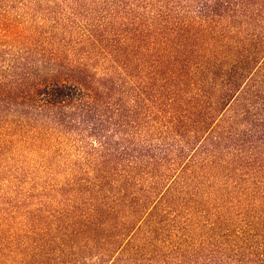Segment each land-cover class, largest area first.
<instances>
[{
	"label": "trees",
	"instance_id": "trees-1",
	"mask_svg": "<svg viewBox=\"0 0 264 264\" xmlns=\"http://www.w3.org/2000/svg\"><path fill=\"white\" fill-rule=\"evenodd\" d=\"M20 2L0 132L49 175L0 264H264V0Z\"/></svg>",
	"mask_w": 264,
	"mask_h": 264
},
{
	"label": "rangeland",
	"instance_id": "rangeland-1",
	"mask_svg": "<svg viewBox=\"0 0 264 264\" xmlns=\"http://www.w3.org/2000/svg\"><path fill=\"white\" fill-rule=\"evenodd\" d=\"M20 1L0 0V42L4 40V28L9 24L15 27L16 24L31 25L33 13L28 5H22ZM28 18L30 23L26 22ZM31 26L33 27L34 24ZM7 35L6 47L2 49L10 48L14 43V35L9 30ZM24 139L25 137H7L4 132H0V220L13 214L18 215L17 219H19L30 206L29 204L31 209H34L36 205L33 204L44 199L43 181L47 179L49 172L44 168L43 153L33 150ZM62 178L63 174L57 173L56 179ZM9 199L14 205H20L16 212Z\"/></svg>",
	"mask_w": 264,
	"mask_h": 264
}]
</instances>
